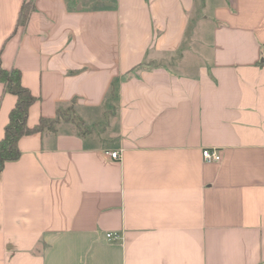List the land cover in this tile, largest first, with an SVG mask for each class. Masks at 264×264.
<instances>
[{"label": "crops", "instance_id": "crops-1", "mask_svg": "<svg viewBox=\"0 0 264 264\" xmlns=\"http://www.w3.org/2000/svg\"><path fill=\"white\" fill-rule=\"evenodd\" d=\"M31 1L0 64L71 119L0 172V264H264V0Z\"/></svg>", "mask_w": 264, "mask_h": 264}, {"label": "trees", "instance_id": "trees-1", "mask_svg": "<svg viewBox=\"0 0 264 264\" xmlns=\"http://www.w3.org/2000/svg\"><path fill=\"white\" fill-rule=\"evenodd\" d=\"M33 9L32 1L25 0L18 18V26H26L30 13ZM0 80L5 86V90L16 96V103L9 113V121L6 124L4 136L0 140V172L3 170L6 162L16 160L20 157L19 140L35 132L44 130L54 131L57 123L61 119H71L65 116V112L59 110L56 118L50 119L42 117L38 124L31 127L28 124L29 112L31 106L38 100L31 90L22 82L20 70L13 68L5 69L0 64ZM74 121L77 124L81 122ZM80 126V125H79Z\"/></svg>", "mask_w": 264, "mask_h": 264}, {"label": "built area", "instance_id": "built-area-1", "mask_svg": "<svg viewBox=\"0 0 264 264\" xmlns=\"http://www.w3.org/2000/svg\"><path fill=\"white\" fill-rule=\"evenodd\" d=\"M110 155L113 158H119V152H110ZM203 156L206 161L208 162H218L221 160V154L219 149L217 148H206L203 150ZM108 238L111 240H118L121 238V235L119 233L109 232L107 234Z\"/></svg>", "mask_w": 264, "mask_h": 264}]
</instances>
